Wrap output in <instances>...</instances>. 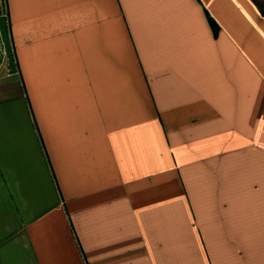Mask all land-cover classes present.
Returning a JSON list of instances; mask_svg holds the SVG:
<instances>
[{
  "label": "crops",
  "instance_id": "crops-1",
  "mask_svg": "<svg viewBox=\"0 0 264 264\" xmlns=\"http://www.w3.org/2000/svg\"><path fill=\"white\" fill-rule=\"evenodd\" d=\"M3 3L0 264H264V0Z\"/></svg>",
  "mask_w": 264,
  "mask_h": 264
},
{
  "label": "rangeland",
  "instance_id": "rangeland-1",
  "mask_svg": "<svg viewBox=\"0 0 264 264\" xmlns=\"http://www.w3.org/2000/svg\"><path fill=\"white\" fill-rule=\"evenodd\" d=\"M4 6V3H3V0H0V7L1 9H3L2 7ZM3 12V11H2ZM0 36H1V33H0ZM2 46V45H1ZM3 62H5V59H3Z\"/></svg>",
  "mask_w": 264,
  "mask_h": 264
},
{
  "label": "water",
  "instance_id": "water-1",
  "mask_svg": "<svg viewBox=\"0 0 264 264\" xmlns=\"http://www.w3.org/2000/svg\"><path fill=\"white\" fill-rule=\"evenodd\" d=\"M2 58H3V55H2L1 46H0V65H1V62H2Z\"/></svg>",
  "mask_w": 264,
  "mask_h": 264
},
{
  "label": "built area",
  "instance_id": "built-area-1",
  "mask_svg": "<svg viewBox=\"0 0 264 264\" xmlns=\"http://www.w3.org/2000/svg\"><path fill=\"white\" fill-rule=\"evenodd\" d=\"M0 46H1V43H0ZM1 51H2V46H1ZM2 55H3V51H2Z\"/></svg>",
  "mask_w": 264,
  "mask_h": 264
},
{
  "label": "trees",
  "instance_id": "trees-1",
  "mask_svg": "<svg viewBox=\"0 0 264 264\" xmlns=\"http://www.w3.org/2000/svg\"><path fill=\"white\" fill-rule=\"evenodd\" d=\"M2 11H3V10H2L1 7H0V13H2Z\"/></svg>",
  "mask_w": 264,
  "mask_h": 264
}]
</instances>
